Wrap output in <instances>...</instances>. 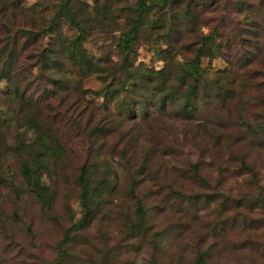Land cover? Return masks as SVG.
<instances>
[{
	"label": "rangeland",
	"instance_id": "obj_1",
	"mask_svg": "<svg viewBox=\"0 0 264 264\" xmlns=\"http://www.w3.org/2000/svg\"><path fill=\"white\" fill-rule=\"evenodd\" d=\"M248 1V14L264 29V3ZM24 5L35 30L57 18L48 36L26 44L16 38L0 50V264H195L198 254L205 264H264V135L253 137L246 127L254 123L252 101L245 102L241 128L234 104L215 84L241 91L258 70L243 68L251 49L244 57L239 45L221 41V59L207 43L212 59H200L191 98L190 78L179 87L174 70L161 82L156 76L164 67L162 43L179 34L184 43L194 39L182 2L144 15L128 52L119 39L132 26L135 0ZM69 15L79 23L82 49L98 62V76L70 64L76 33ZM206 27L200 22L196 31L207 34ZM7 34L14 35L0 31V43ZM191 51H177L174 61L191 60ZM238 67L242 75H235ZM36 137L55 147L52 157L32 156ZM240 157L251 173L237 169ZM23 161L40 179L41 198L22 176ZM82 166L95 193L87 216L77 184Z\"/></svg>",
	"mask_w": 264,
	"mask_h": 264
},
{
	"label": "trees",
	"instance_id": "obj_2",
	"mask_svg": "<svg viewBox=\"0 0 264 264\" xmlns=\"http://www.w3.org/2000/svg\"><path fill=\"white\" fill-rule=\"evenodd\" d=\"M28 1L29 0H0V31L3 33L14 34L12 36L7 34L8 36L6 38L4 37L5 42L0 43V50L4 48L3 46L6 44V42H11L10 44L14 45L16 43L14 39L16 38L23 40V42L26 44L27 41L34 43L38 39L44 38L50 34L54 19L57 18V16H55V18L53 17V19L48 22L46 27L35 30L36 25L32 24V22L35 21L33 19L32 13L29 11V9H24V2ZM178 1L183 3V8L185 11L184 14L188 17V34L192 33L194 35V39L191 38L192 40L190 43H184L183 40L180 39L181 34H179V36L173 39V41L170 40L171 43H162L164 46H166V49L159 51L162 53L161 61L164 62V67L157 72L156 76L158 81L161 82V80H163L164 74L167 73L168 76V74H171L170 70H174L177 72L176 74H178L177 78L175 79L176 84L179 87H184V82L188 78L192 80L191 83L186 86V95L187 97L195 98V95L198 93L200 76L203 71L200 67V59H212V55L206 46L207 43L214 44L213 47L216 49V57L219 56L221 59H225V56H223V45L221 41H224V45H230L231 47H233L234 44L239 45L241 50H239L238 53H241V55L244 57L246 55L244 50L251 49L250 53L252 54L253 59L248 60V57H245L247 61L243 62V68L246 67L245 71L248 72L251 70V67L256 66L258 70L256 74L250 76L247 79V82L241 86V91L230 90L227 88V86L224 87L222 83L217 81H215V84L217 85V93H226L227 99H229L231 102L229 107L234 104L237 123L241 128L246 125L244 120L246 113L243 115V110H245V102L252 101L251 106H253L255 110V117L253 119L254 123L248 124L246 127L249 134L254 135L253 137L264 135V125L261 126L259 124L261 122L259 121V118L261 119V116L264 115V29L261 28L256 20H253L251 14H248V10H251L253 7L248 0H135V15L132 19V26L126 34L121 35V38L119 39L121 43L120 47L128 52V49H130L131 45L133 44L135 32L137 27H139L141 24L140 21L142 17L150 10H155L157 13L165 14L169 12L170 4L172 5L173 3H178ZM263 3L264 0H259L260 8L263 6ZM24 13H26L25 15L29 13L27 18L23 17L25 20H23L21 17V15H24ZM236 16H242V20L235 21L234 17ZM74 19V15L68 16V20H70L71 24L74 22L73 29L76 33V36L73 38L72 44L69 47V53L72 55L70 64L73 67L79 66L78 68H80L81 65L85 68L87 75L98 76L100 74V69L97 68L98 62L92 57L86 55L85 50L82 49L78 41L82 31L80 29L79 23L74 21ZM200 22L207 26V34H202L201 32L198 33V31H196ZM171 29L172 27L169 26L168 30ZM17 34L21 35L17 37ZM231 36L233 38L232 41L229 40ZM190 48L195 50L191 51L193 52V58L191 60L185 61L183 64L174 61V56L176 55L177 51L182 52L185 51V49ZM4 50H7V47H5ZM25 50L26 49H22L23 54ZM63 51L67 52L65 48H63ZM8 53H11V51L7 52V54ZM73 55H76L77 58L81 59V63L79 60H75ZM125 55L122 58V62L127 64V58ZM129 67L130 65H128L127 68ZM119 70L120 69H118V71ZM1 72L2 69H0V73ZM238 74H243V69L240 67H238V72L235 73V75ZM238 80H240L239 77L231 80L230 84L235 85L238 83ZM120 88H124V85H121ZM181 108L186 110V112L187 110L190 113L192 112L191 108L187 107L186 105H182ZM222 108H225V100L222 102ZM257 113H259V115ZM186 114L188 115L186 117L189 120V114ZM183 116L185 115L183 114ZM184 119L188 121L186 118ZM262 122H264V120H262ZM48 144L43 138L36 137L34 144H30V147H33L34 149L32 156L40 159H48V157H52L55 152V147L50 143ZM230 160L231 159H228L227 162ZM245 163V157L237 158V169L245 170L246 172L251 173L252 171L249 170L250 168ZM191 171L193 174H197V166L192 165ZM21 173L32 192L37 198H41L43 196L44 188L36 174H34L33 177L31 176L29 166L27 165L26 161L21 163ZM77 184L81 189L80 202L84 210V215L87 216L94 206L93 200L95 193L91 194L88 191V177L85 166H82L79 169ZM259 196V198L262 199V196ZM260 209L264 216L263 202L260 205ZM135 214L138 220H141L145 215L139 203L136 205ZM80 223L82 224V221ZM194 262L195 264H205L203 255H196Z\"/></svg>",
	"mask_w": 264,
	"mask_h": 264
}]
</instances>
